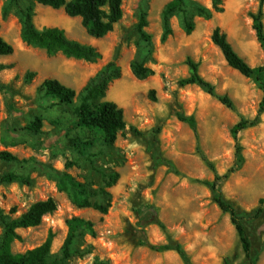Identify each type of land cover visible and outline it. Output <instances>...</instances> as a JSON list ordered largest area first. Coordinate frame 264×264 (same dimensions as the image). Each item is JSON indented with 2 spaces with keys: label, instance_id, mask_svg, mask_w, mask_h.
Returning a JSON list of instances; mask_svg holds the SVG:
<instances>
[{
  "label": "rangeland",
  "instance_id": "rangeland-1",
  "mask_svg": "<svg viewBox=\"0 0 264 264\" xmlns=\"http://www.w3.org/2000/svg\"><path fill=\"white\" fill-rule=\"evenodd\" d=\"M30 1L37 29L62 28L68 38L97 47L103 57L89 63L26 45L18 7L0 0V35L14 48L12 55L0 56V66L5 67L0 71V154L16 157L11 162L0 158V179L15 173L29 181H0V208L7 214L15 209L16 218L36 202L53 198L57 203V210L45 215L40 225L18 231L13 253L37 248L49 238L51 252L61 253L70 235L69 221L79 218L92 222L96 235L75 240L65 264H184L176 251L165 248L177 245L191 264H245L240 237L207 183L234 165L233 127L259 116L255 126L238 136L242 167L220 188L245 218L252 258L264 264V210L254 218L264 199V113L259 114L263 92L255 80L230 68L211 40L213 30L220 27L241 58L252 67L263 66L264 52L251 19L261 0H223V13L210 20L194 18L191 35L173 18L174 33L165 43L162 12L172 0L125 1L122 20L101 39L90 37L81 19L68 17L62 8ZM194 1L212 7V0ZM262 13L264 24V5ZM142 14L147 16L152 45L137 32ZM134 60L152 74L138 79L131 68ZM110 61L121 67L122 76L101 101L117 103L125 121L113 146L102 133L75 125L83 88ZM190 62L214 86L215 97L198 85H181L192 74ZM29 71L36 77L25 82ZM47 79L75 90L73 104L45 96L39 88ZM223 97L232 108L221 103ZM179 116L194 117L196 134ZM37 119L42 122L38 132L31 127ZM111 172L119 173V180L108 188L112 200L107 215L78 207L58 189L62 173L97 190L106 187L103 173Z\"/></svg>",
  "mask_w": 264,
  "mask_h": 264
},
{
  "label": "trees",
  "instance_id": "trees-1",
  "mask_svg": "<svg viewBox=\"0 0 264 264\" xmlns=\"http://www.w3.org/2000/svg\"><path fill=\"white\" fill-rule=\"evenodd\" d=\"M10 4L16 5L19 10L21 22V40L29 46L44 50L48 55L55 56L62 54L68 58L83 60L89 63H95L102 59L100 50L92 45L82 44L76 40L68 38L66 31L59 27H47L42 30L36 28L34 24V2L23 0H7ZM35 2L53 9H63L68 17L80 18L82 26L87 34L94 39H101L107 36L118 24L124 15L123 4L127 0H34ZM261 0L260 9L256 14H251L253 29L256 32L258 41L264 52V24ZM106 9V10H105ZM106 11V12H105ZM223 0H212V7L208 8L194 0H172L167 4L162 12V35L161 42L165 43L174 33L172 28V19L177 18L180 27L186 35H191L196 27L194 18L200 17L206 20L212 19L215 13H223ZM148 20L146 14H142L137 24V32L140 38L149 45H152V37L146 31ZM213 44L221 51L228 66L239 72L248 79H253L259 85L263 92V98L259 104V114L264 113V65L260 67L250 66L234 50L228 40L227 34L216 27L211 35ZM150 52H152L150 50ZM14 53V48L0 35V56H10ZM192 74L190 77L181 81V85H198L206 92L215 97V88L198 73V65L190 62ZM5 67L0 66V71ZM134 75L144 80L152 74L150 69L144 67L143 62L134 60L131 63ZM122 76L121 67L115 62L110 61L105 64L96 75L91 78L83 88L80 95V104L76 109L75 125L80 128L95 130L104 135L106 143L113 146L117 140V134L125 127L124 110L113 101H101L107 95L111 84ZM36 77V73L29 71L26 73L25 82H31ZM39 90L47 97L57 100L60 104L71 105L76 97V92L72 88L64 85L59 80L47 79L40 86ZM221 103L228 108H232V103L227 97L220 99ZM179 120L189 124L190 128L196 134V121L194 117L184 118L179 116ZM259 122V116L251 121L242 119L232 129L233 139L236 143L234 165L230 171L223 175H216L213 182L207 185L214 193V201L220 210L230 216L241 241L242 249L246 257L245 264H256L252 258V242L244 224L245 218L238 213L236 208L227 202L223 196L220 184L227 180L229 175L238 171L243 163V149L239 143V134L255 126ZM42 122L37 119L31 127L35 131H40ZM0 158L5 161H15L16 157L8 152H2ZM206 160V159H204ZM214 169L211 163H208ZM106 187L93 190L86 184L76 182L70 175L62 173L58 180V189L66 192L73 202L80 208H92L101 215H107L110 209L112 194L108 188L113 187L119 180V173H103ZM2 183L10 184L13 182H25L23 177L15 173H7L0 179ZM57 203L53 198L45 201H39L32 204L29 210L20 217H12L15 209L6 213L0 208V222L2 225V234L0 236V264H65L72 255V246L74 241L85 234L92 237L96 235L92 222L79 218L69 221L70 235L61 253L51 252L52 239L49 238L43 245L28 250L24 253H13L12 244L20 238L18 231L29 229L40 225L42 218L55 212ZM264 210V199L259 202V207L255 211L254 218L262 215ZM167 250L176 251L184 264H191L186 251L181 245L174 248L165 247ZM230 264V263H226Z\"/></svg>",
  "mask_w": 264,
  "mask_h": 264
}]
</instances>
